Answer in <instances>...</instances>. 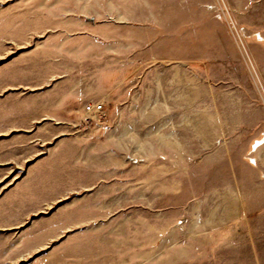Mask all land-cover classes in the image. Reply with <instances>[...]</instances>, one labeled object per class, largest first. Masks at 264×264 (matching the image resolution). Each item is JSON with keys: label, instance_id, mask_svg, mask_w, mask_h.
Here are the masks:
<instances>
[{"label": "rangeland", "instance_id": "rangeland-1", "mask_svg": "<svg viewBox=\"0 0 264 264\" xmlns=\"http://www.w3.org/2000/svg\"><path fill=\"white\" fill-rule=\"evenodd\" d=\"M0 264H264V0H0Z\"/></svg>", "mask_w": 264, "mask_h": 264}, {"label": "crops", "instance_id": "crops-1", "mask_svg": "<svg viewBox=\"0 0 264 264\" xmlns=\"http://www.w3.org/2000/svg\"><path fill=\"white\" fill-rule=\"evenodd\" d=\"M87 92L84 94L72 93V91L68 90L67 94H62L60 97L59 95H55L53 100L50 102L49 106L51 111H60L63 113H67L73 110V101H81L83 98L86 97ZM66 116V115H65ZM55 126L60 127H68L70 122L67 119H59L55 117L54 123Z\"/></svg>", "mask_w": 264, "mask_h": 264}, {"label": "built area", "instance_id": "built-area-1", "mask_svg": "<svg viewBox=\"0 0 264 264\" xmlns=\"http://www.w3.org/2000/svg\"><path fill=\"white\" fill-rule=\"evenodd\" d=\"M103 104L102 103H92L88 102L85 105V111L88 114V119L86 121L92 120V118L96 117L97 113L102 109Z\"/></svg>", "mask_w": 264, "mask_h": 264}]
</instances>
